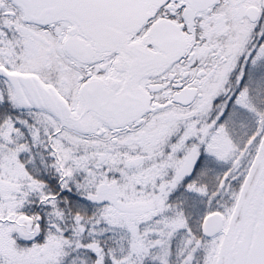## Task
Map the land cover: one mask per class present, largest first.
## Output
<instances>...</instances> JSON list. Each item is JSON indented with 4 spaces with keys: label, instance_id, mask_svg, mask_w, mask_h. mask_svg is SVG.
<instances>
[{
    "label": "snow or ice",
    "instance_id": "snow-or-ice-1",
    "mask_svg": "<svg viewBox=\"0 0 264 264\" xmlns=\"http://www.w3.org/2000/svg\"><path fill=\"white\" fill-rule=\"evenodd\" d=\"M0 264H264V0H0Z\"/></svg>",
    "mask_w": 264,
    "mask_h": 264
}]
</instances>
